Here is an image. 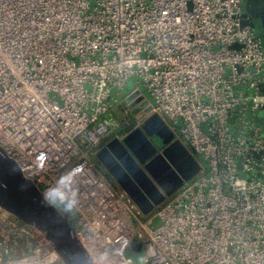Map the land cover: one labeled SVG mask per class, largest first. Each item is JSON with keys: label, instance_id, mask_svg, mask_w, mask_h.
Listing matches in <instances>:
<instances>
[{"label": "built area", "instance_id": "1", "mask_svg": "<svg viewBox=\"0 0 264 264\" xmlns=\"http://www.w3.org/2000/svg\"><path fill=\"white\" fill-rule=\"evenodd\" d=\"M242 2L0 0V146L50 203L75 195L93 264H130L139 234L149 264H264V34ZM153 114L200 170L144 214L96 154ZM0 264L63 263L0 206Z\"/></svg>", "mask_w": 264, "mask_h": 264}, {"label": "water", "instance_id": "2", "mask_svg": "<svg viewBox=\"0 0 264 264\" xmlns=\"http://www.w3.org/2000/svg\"><path fill=\"white\" fill-rule=\"evenodd\" d=\"M244 16L250 18L249 24L253 29V18H259L264 34V0H244ZM136 94V91L128 93L125 102ZM139 99L132 102L130 108ZM141 124L122 139L110 140L98 150L96 158L137 208L147 214L184 181L196 175L200 166L158 115L149 116ZM137 143L147 148L145 153L139 152ZM0 206L19 221L39 228L63 264H93L75 234L73 223L42 196L31 180L23 176L18 164L1 146ZM140 237L141 234L129 246L136 256L141 250Z\"/></svg>", "mask_w": 264, "mask_h": 264}, {"label": "rangeland", "instance_id": "3", "mask_svg": "<svg viewBox=\"0 0 264 264\" xmlns=\"http://www.w3.org/2000/svg\"><path fill=\"white\" fill-rule=\"evenodd\" d=\"M242 6L244 8V0L242 2ZM253 22L255 24V31L257 33H263V29L261 27L260 19L259 18H253ZM132 87H133L132 86V81L130 80L126 86H124L122 89H119L118 91H115V93L117 94V92H118V94H117L118 97L121 100H124L126 98V96L128 95V93L132 90ZM146 108L147 107H146L145 103H143V102L135 105L131 109V113H130L131 117L134 118V117H136V116H138L140 114H143V113L147 112ZM119 114H120V110L116 111V116H119ZM141 125L142 124H139L138 126L140 127ZM173 133L175 135V138H178L183 143V145L188 149L189 153H191L192 156H193L191 148L186 144L185 140L179 135L178 130L177 129H173ZM194 156L198 160V156L195 155V154H194ZM57 207L59 209H61V205L60 204H57ZM157 224H158V220H155L154 221V226H156ZM73 226H74L75 229H79V227H80L76 222H73ZM126 256L129 259L130 264H149L142 258L141 253L136 256L130 251L129 248H128L127 252H126Z\"/></svg>", "mask_w": 264, "mask_h": 264}, {"label": "clouds", "instance_id": "4", "mask_svg": "<svg viewBox=\"0 0 264 264\" xmlns=\"http://www.w3.org/2000/svg\"><path fill=\"white\" fill-rule=\"evenodd\" d=\"M49 191L53 193V198L56 200V202L64 206L66 211H71L75 207V195L67 191V185L61 183L58 184L56 188L50 189ZM94 259H96V264H106L103 255Z\"/></svg>", "mask_w": 264, "mask_h": 264}, {"label": "flooded vegetation", "instance_id": "5", "mask_svg": "<svg viewBox=\"0 0 264 264\" xmlns=\"http://www.w3.org/2000/svg\"><path fill=\"white\" fill-rule=\"evenodd\" d=\"M261 0H259V2H260ZM138 145H137V148L139 149V152L141 153V154H143V153H145L146 152V150H147V148L145 147V146H143L142 145V143H137ZM128 164V163H127ZM129 165V164H128ZM107 176L113 181V179H112V177L107 173Z\"/></svg>", "mask_w": 264, "mask_h": 264}, {"label": "crops", "instance_id": "6", "mask_svg": "<svg viewBox=\"0 0 264 264\" xmlns=\"http://www.w3.org/2000/svg\"><path fill=\"white\" fill-rule=\"evenodd\" d=\"M146 117H147V116H146ZM146 117H145V118H146ZM145 118H143V120H142V121H144V119H145Z\"/></svg>", "mask_w": 264, "mask_h": 264}]
</instances>
